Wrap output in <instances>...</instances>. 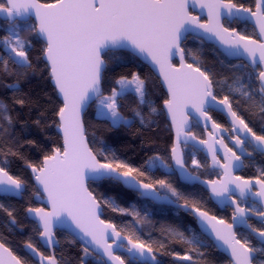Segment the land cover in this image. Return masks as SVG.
Listing matches in <instances>:
<instances>
[{
    "label": "snow or ice",
    "instance_id": "snow-or-ice-1",
    "mask_svg": "<svg viewBox=\"0 0 264 264\" xmlns=\"http://www.w3.org/2000/svg\"><path fill=\"white\" fill-rule=\"evenodd\" d=\"M197 5L201 10H207L208 24L201 23L198 16L189 13V6L195 8ZM262 7L264 0H258L255 12L243 5L238 6L232 0H55L50 4H39L35 0L0 2V14L11 22L7 34L0 37V68L5 74H10L11 62L21 72L29 69L35 71L29 58L31 41L21 38L22 32L34 33L45 45L42 55L48 75L57 94L63 99V107L55 113L60 121L58 127L63 132V149L56 148L53 154L44 157L39 166L28 164L39 187L37 198L40 199L41 194H46V200L53 209L52 212L43 208L27 209L30 217L40 227V235L46 245L59 243L54 239L52 224L62 225L66 220H71L83 233L79 239L85 240L88 237L85 243L94 245V250H99L97 255L102 253L107 257L106 264H125L121 256L113 254L109 239L114 243L120 241L116 244L119 249H125L123 241L127 240L129 246L126 251L131 264H160L151 246L121 237L114 224H105L100 219L101 204L89 191L86 181L97 186L107 182L123 185L140 197L164 201L196 215L203 230L210 232L216 240L227 246L226 250L230 253L233 264H264V230L253 228L249 224L250 215L253 213L264 223V180H257L255 183L260 188L253 191L251 180L241 183L239 176L232 178V169L242 167L243 161L232 148L223 144V136L218 143L226 149L228 163L221 167L224 168L228 181L220 190L212 187L211 192L214 197L219 198L220 203L234 207V223L248 228L249 234L258 239L259 246H250L247 239H237L232 225L218 227L224 224L223 220L209 216L206 211L190 205L187 201L181 204L183 195L166 180L155 181L161 189H166L162 195L153 183L138 179L146 176L148 172L164 168L170 172L180 170L185 181L197 180L198 177L188 173L184 159L175 146L171 149L175 166L168 164L159 155H153L144 161L141 167L145 171H142L141 167L121 160L115 150L103 141L98 142L95 151L89 147L82 117L85 108L90 103H95L97 119L109 122L113 128L131 126L132 121L119 110L123 107L120 101L129 95L136 96L140 104H147L152 112H156V108L151 106L152 102L146 99L149 96L147 85L138 73H132L131 78L122 75L115 79L116 87L110 89V94L106 95L103 91L104 72L109 64L123 59L122 56L110 54L127 50L133 56H142L158 66L170 94L164 104L176 127L178 143L188 122L185 109L190 106L205 121H212V127L216 129L221 128V125L212 120L209 112L215 110L223 113L232 125V132L235 134L232 139L239 146L242 155L251 156L247 151L248 146L264 154V135H257L245 119L233 110V101L228 95L218 99L213 92V80L208 72L194 67L192 63H185V50L180 46L181 41L192 36L200 43L213 39L218 41L224 46L226 56L246 55L253 66V72L247 75L246 80L243 76L236 77L228 88L231 93H239L246 102H255L259 97L260 111L264 112V43L252 41L234 29L230 32L222 22H247L251 17H256L260 33L264 35ZM32 18L37 23H31ZM226 34L231 38L226 39ZM5 53L7 58H4ZM176 55L180 56L179 67L171 63V58ZM6 86L14 95L21 91L19 80ZM16 103L23 105L25 101L17 99ZM133 118H139L144 123V116L139 111L134 110ZM0 120L9 127L13 125L8 106L3 101H0ZM35 123L39 125L40 120ZM5 131L4 124L0 123V133ZM240 134H243V139ZM188 138V134H185V140ZM209 148L214 162L218 163L215 161L217 149L212 145ZM3 151L4 146L0 145V153ZM227 153H231V157ZM192 163L199 166L195 159ZM0 165V194L22 197L26 182L9 174L6 161L0 159ZM209 183L214 185L216 182ZM237 192L241 197L259 199H251L250 204L242 207L236 199ZM257 203L262 205L259 210L254 207ZM104 204L113 211L128 214V210L116 204L114 198L104 199ZM0 209H4L12 217V212L5 209L2 203ZM135 215L139 216V213ZM10 224L16 225L14 217ZM169 231L177 242L191 245L192 251L205 246L204 241L194 231L191 237L178 229ZM25 247L30 254H34L37 264H45V261L47 264H56L53 256H43L30 242ZM0 251L8 257L6 261L0 256V264H24L2 242ZM84 254L89 255L87 247L84 248ZM199 255L203 256V253L200 252ZM174 258L181 264H191L193 261V255L189 253H174Z\"/></svg>",
    "mask_w": 264,
    "mask_h": 264
},
{
    "label": "trees",
    "instance_id": "trees-1",
    "mask_svg": "<svg viewBox=\"0 0 264 264\" xmlns=\"http://www.w3.org/2000/svg\"><path fill=\"white\" fill-rule=\"evenodd\" d=\"M41 1L47 4L55 2V0ZM232 2L243 5L245 8L253 9L255 7V0H232ZM31 23H34L33 20ZM225 24L229 29L238 30L241 35L257 38L255 29L247 23L226 22ZM7 26H11V23L0 19V37L7 34ZM21 38L31 41L29 58L33 62L35 71L29 69L26 72H21L15 69L11 62H9L10 74H5L0 68V101L8 106L9 114L13 120L11 127L0 120L6 129L4 133H0V145L4 146L3 153H0V159L6 161V170L11 175L26 182V190L21 199L0 196V203L4 205L5 209L12 212V217L16 220V225H11L12 217L8 216L7 211L0 209V242L14 255L21 258L24 264H37V261L27 253L25 245L30 242L45 256H48L49 252L39 244L40 230L28 217L27 209L38 207L34 202V195L38 189L26 166L29 163L39 166L45 156L53 154L56 148H63L62 139L56 131L59 122L58 116L55 114L62 107V102L51 84L48 68L43 60L44 43L30 32H22ZM182 48L185 50L186 60L189 63L208 72L213 80V87L218 99L228 95L233 101V109L237 111L238 115L245 119V122L257 135H264V112L260 111L259 97L255 102H246L239 93H231L228 88L236 77L243 76L246 80L247 75L252 73L253 69L243 61L227 59L215 46L206 42L200 43L192 36L183 42ZM110 55L122 56L123 59L109 64L104 72L102 82L104 93L110 94V89L116 87L115 79L120 76L126 75L131 78L132 73H138L147 85L149 96L146 99L152 102L151 106L156 108V112H152L149 105L140 104L136 96L129 95L120 101L123 107L119 110L124 117L132 121L131 126L113 128L109 122L97 119L94 103L84 117L90 147L95 151L98 142L103 141L115 150L121 160L135 167H141L144 161L153 155H159L168 164H171L173 134L163 109L164 101L168 99V96L161 86L160 80L146 64L131 53L117 51ZM4 58H7L6 53ZM176 63L174 61V64ZM17 80H19L21 91L14 95L6 85ZM17 99H24L25 103L20 105L16 103ZM134 110L141 112L144 116L143 124L139 118H133ZM211 114L217 123L222 126L226 125L224 116L215 112H211ZM37 120H40L39 125L35 123ZM193 131L199 137L202 135L198 125H194ZM185 159L188 169L203 179L210 180L217 174L216 171L210 169L203 154L194 149H189L186 152ZM193 159L198 162L199 166L192 163ZM141 170L145 171L143 167ZM242 175L245 178L264 175L263 156L259 155L255 161L249 162ZM138 179L145 183H153L161 194L166 189H161L159 184H155V181L164 179L183 195L184 199L180 201L181 204L187 201L190 205L203 209L209 214L228 219L227 214L220 212L210 201L203 188L197 185L182 184L174 171L170 172L168 169L161 168L148 172L146 176L138 177ZM89 189L103 207V219L114 224L119 232L131 240L151 246L160 264H181L175 260L174 253L193 255L191 264H230L228 258L199 232L192 214L156 205L140 198L137 193L126 189L123 185L105 182L97 186L89 183ZM109 197L114 198L116 204L121 208L127 209L128 214L113 211L110 206L105 205L104 199ZM137 212L139 216L135 215ZM169 229H178L189 237L194 231L204 241L205 246L192 251L191 245L177 242ZM55 236L60 245L55 251L59 264H106L91 251L86 256L84 254L85 247L70 234L57 231ZM239 238L244 240L243 237L239 236ZM246 239L250 242V246H259L251 236ZM161 245L163 246L161 247ZM200 252L203 253V256L199 255ZM184 264H189V262H184Z\"/></svg>",
    "mask_w": 264,
    "mask_h": 264
},
{
    "label": "water",
    "instance_id": "water-1",
    "mask_svg": "<svg viewBox=\"0 0 264 264\" xmlns=\"http://www.w3.org/2000/svg\"><path fill=\"white\" fill-rule=\"evenodd\" d=\"M35 2H37V3H39V4H47V3H43L41 0H35ZM257 2H258V0H255V7H254V9H252L253 12L256 11V4H257ZM53 3H54V2H53ZM49 4H50V3H49ZM188 11H189V13H190L191 15H193V16H198L199 19H200V22H201V23L208 24L209 20H208V17H207V15H206V13H207V10H206V9L201 10V8L199 7V5H197L195 8H193L192 6H189ZM261 11H264V7H262ZM245 15H249V14L245 13ZM0 19H1L2 21H8L9 23H11L9 20H7V19L5 18V16H4L3 14H0ZM31 20H33L34 23H37V21L35 20V18H32ZM222 22L224 23L225 21H222ZM241 23H247V24H249L250 26H252V27L255 29L256 34H257V39H256V38H249L250 40H252V41H256L257 43H264V35H262V34L260 33L259 24L256 22V17H251L247 22H241ZM224 26H225V25H224ZM225 27H226V26H225ZM229 30H230V32H231V29H229ZM235 32L239 33L238 30H235ZM225 38H226V39H230L231 37L228 36V35L226 34V35H225ZM185 41H186V40L181 41V45H180L181 47H182L183 42H185ZM204 42H206L207 44H211V45L215 46V47L218 49V51L221 52V54H223L227 59L232 60V61H243V62H245V63H246L251 69H253V66L251 65V63H250V61H249V59H248V57H247L246 55L243 56V57L226 56V55H225V52H224V46L221 45L218 41H216V40L213 39V40H206V41H204ZM119 51H126V52H128L127 50H119ZM257 55H259V53H258ZM136 57H137L139 60H141L144 64H146V65L152 70V72L155 74V76L160 80V84H161V86L163 87L164 91L167 93V96H168V99H169V98H170V94H169L168 89H167V86H166V84H165V82H164V80H163V76H162V74L158 71V66L152 64L149 60H145L142 56H136ZM43 60H44V59H43ZM174 61H176L177 63L174 64ZM184 61H185V63H189V62L186 60V55H184ZM44 62H45V60H44ZM45 63H46V62H45ZM171 63H172L175 67H179V65H180V56H179V55L173 56V57L171 58ZM193 66H194V65H193ZM194 67H195V66H194ZM51 84H52V82H51ZM52 86H53V84H52ZM53 87H54V86H53ZM213 92H214V94H215L214 87H213ZM58 97H59V99L61 100V102H62V107H63V99H62V97H60L59 95H58ZM93 104H94V103H90L89 106H87V107L85 108L84 112L82 113L83 120H84V117H85L86 112L88 111V109H89V108L91 107V105H93ZM163 109H164V113H165L166 119H167V121H168V123H169V125H170L171 131H172V134H173V147L175 146V147L177 148V152H178L179 154L182 155V157H183V159H184V162H185V166H186V159H185V156H184V153H183V149H182V147H183V146H191V147L195 148L196 150H198L199 152H201V153L205 156V158L207 159V161H208L209 166H210L211 169L221 170L222 173H223L221 179H219V180H214L216 183H215L214 185H212V184L209 183L210 180H204V179H202L201 177L192 174L191 171H190V170L188 169V167L186 166L188 173H190V174H191L192 176H194V177H198V179L195 180V181H192V182L185 181V180H183L182 177H181V171H180V170H176V171H174V172L177 174V176H178V178H179V181H180L182 184H185V185H188V186L198 185V186L202 187L203 189H205V190L209 193V195H210L212 201H213L216 205H218V206H220V207H222V208H224V207H226V206H230V207H232V208L234 209V207L231 206L230 204H222V203H220V202H219V198L214 197V196L212 195V192H211L212 187H216L217 190H220L221 187H222V186L228 181V177H226V176L224 175V171H225V170H224L223 167H221V165H224V164L228 163V159H226V157H225L226 149H224L223 147H221L220 144L218 143V141L220 140L221 135H227V131H225V129H223L222 127L219 128V129L213 128V127H212V121H205L203 117L199 116L198 113H195V112L191 109V107L189 106L188 108L185 109V113H186L187 116H188L187 126H185V127L183 128V132L181 133L180 141H179V143H178V142H177L176 127H175V125H174L173 122H172L171 115H170V113H168L165 104H163ZM233 110H234V109H233ZM212 112H215V113H218V114L224 116V118L226 119L227 123L230 125V127H231V132H232V125H231L229 119H228L223 113H221V112H219V111H215V110H213ZM209 115H211L210 112H209ZM211 117H212V116H211ZM178 119H179V117H178ZM212 120H214V119L212 118ZM193 121H195V122H196V123L202 128V129H204V130L206 131V133H207V137H206V140H204V141H207V143H201V141H203V140H200V139L196 138V137L191 133L192 125H193ZM214 121H215V120H214ZM58 122L60 123L59 118H58ZM58 125H59V124H58ZM206 125H207V126H206ZM56 131H57V133L60 135V137H61V139H62V146H63V132H62V130H61L58 126H57V128H56ZM185 134H188V137H189V138H188L187 140H185ZM232 134L235 135L233 132H232ZM240 135H241V139H243V134H240ZM85 136H86L87 141H88V137H87V133H86V127H85ZM192 137H194V139H193ZM88 143H89V141H88ZM223 144H225L224 141H223ZM209 145H212V146H214V147L217 149V151H216V153H215V161H218V163H215V162H214L213 153H212V151L210 150ZM231 145L237 150L236 154L241 156V160H242V161H243L245 158H251V156H245V155H242V154H241V152H240V150H239V146L235 145V141H234V139L231 140ZM89 147H90V144H89ZM173 147H172V148H173ZM62 149H63V148H62ZM62 149H61V150H62ZM259 153H260V152H259ZM261 154H262V153H261ZM172 155H173V154H172V152H171V153H170V156H171V164H172L173 166H175V162H174V160H173V158H172ZM263 155H264V154H263ZM227 156H228V157H231V153H227ZM243 168H244V163H243V166L240 167V168H233V169H232V172H231V176H232V178H235V177L239 176L238 173H240L241 170H242ZM26 169L29 170V172H30V174H31V176H32V180H33V182H34V185L37 187V189H38V191H39V187H38L37 183H36V182L34 181V179H33V173L31 172V169H30L28 166H26ZM9 174H10V173H9ZM239 177L241 178V181H240L241 183H243L244 180H250V179H244V178H242L241 176H239ZM251 181L253 182V188H256L257 191H258L259 188H260V185L257 184V183H255L257 180H251ZM89 183H90V182H87V181H86V184H87V186H88V189H89ZM123 187H124V186H123ZM229 187H231V185H229ZM126 189H127V188H126ZM128 190H129V189H128ZM156 190H157V189H156ZM89 191H91V190L89 189ZM157 191H158V190H157ZM253 191H254V190H253ZM24 192H25V191H24ZM24 192H23V193H24ZM158 192H159V191H158ZM135 193H136V192H135ZM137 194H138V193H137ZM93 195H94V194H93ZM138 195H139V194H138ZM162 195H163V194H162ZM0 196L8 197V198H14V199H21L20 196H5V195H3V194H0ZM94 196H95V195H94ZM236 197H238L239 199H247V197H241V196L239 195L238 192L236 193ZM140 198L145 199V200H148V201H151L152 203H154V204H156V205H159V206H165V207H173V208H177L175 205L168 204V203H166V202H164V201L153 200V199H151V198H144V197H140ZM251 199H257V200H258L259 198H251ZM34 201H35L37 204L41 205L39 208H43V209H45V211H47V212H52V211H53L51 204L46 200V194H41V198H40V199L37 198V194H36L35 197H34ZM258 204H259V203H258ZM259 205H260V204H259ZM261 206H262V205H261ZM101 208H102V212L100 213V219L103 220V221H105V220L103 219V214H104V213H103V207H102V205H101ZM177 209H178V208H177ZM181 210H183V209H181ZM183 211L186 212V213H188V211H185V210H183ZM190 213H191V212H190ZM191 214H192V213H191ZM192 215H193V217L196 219L198 230H199V231H200V232H201L206 238H208V239L212 242V244L215 246V248H216L220 253L224 254V255L230 260L231 264H233L232 257L230 256V253L226 250L227 246H226V245H223L221 241L216 240L215 237H214L210 232H205V231L203 230V228L201 227V225H200V223H199V221H198V219H197V216L194 215V214H192ZM208 215H209V214H208ZM209 216H211V215H209ZM250 216H251V217H254L252 214H251ZM28 217H29V219H30L32 222H34V223L37 225V223H36V222L30 217V214H29V213H28ZM62 218H64V217L62 216ZM65 219H66V218H65ZM217 219H218V218H217ZM258 219H260V218H258ZM218 220H220V219H218ZM105 224H112V223H110V222H106V221H105ZM228 225H232V231H233L235 234H236V229H237V228L243 227V226H240L239 224L234 223V221H233V223H231V224H230V223H227V222L224 221V224H223V225H218V227H220V228H226ZM37 227H38V229H39L40 232H41L40 227H39L38 225H37ZM243 228H245L246 230L249 231L248 228H246V227H243ZM116 230H117V228H116ZM57 231H63V232H66V233L70 234V235H71L73 238H75V239H76V240H77V241H78L83 247H87L89 251H91V252H92L93 254H95L96 256L100 257L105 263L107 262V257L103 256L102 253H101L100 255H97V251H99V250H94V245H89V244H86V243H85V240L89 239L88 237H85V240H81V239H79V236H82L83 233L80 231L79 228L76 227V224H75L74 222H72L71 220H66V222H65L64 224H62V225L59 224V223H53V224H52V232H53V234H54V239H55V240H58V239L56 238V236H55V234H56ZM109 231H111V229H109ZM117 231H118V230H117ZM120 233H121V232H120ZM121 237H126V236H124V235L121 233ZM253 237L258 241V239H257L255 236H253ZM236 238L238 239L237 234H236ZM38 239H39V242H40V244L42 245V247H43L45 250H47V251L49 252V256H53V257L55 258V260H56V264H59V262H58V260H57V258H56V256H55V251H56V249H58L59 246H60L59 243H57V244H52V245H46V244L44 243V241H43L41 235H39ZM129 239H130V238H129ZM132 241H133V240H132ZM133 242L135 243V241H133ZM108 243H109V244H112V249H113V254H114V255H119V253H122V254H125L126 256L129 257V254H128L127 251H126V248L129 246L127 240H124V241H123V243H124V245H125V249H119V248L116 247V244H117V243H120V241H116V242L114 243L112 239H109ZM5 247H6V246H5ZM6 248H7V247H6ZM8 249H9V248H8ZM12 253H13V252H12ZM27 253L30 254L28 249H27ZM153 254H154V251H153ZM30 255L32 256V258H33L35 261H37L36 258H35V256H34V254H30ZM0 256H3V258H4L6 261L8 260V257H7L5 254H3L2 251H0ZM43 256H45V255H43ZM45 257H47V256H45ZM156 259L159 261V259H158L157 257H156ZM45 264H47L46 261H45ZM112 264H118V262H112ZM125 264H126V262H125Z\"/></svg>",
    "mask_w": 264,
    "mask_h": 264
},
{
    "label": "flooded vegetation",
    "instance_id": "flooded-vegetation-1",
    "mask_svg": "<svg viewBox=\"0 0 264 264\" xmlns=\"http://www.w3.org/2000/svg\"><path fill=\"white\" fill-rule=\"evenodd\" d=\"M239 6V5H238ZM254 9V8H253ZM227 21H225L224 22V25L226 26V23ZM227 27V26H226ZM228 28V27H227ZM232 30V29H231ZM257 39V38H256ZM211 112L212 111H210V114H211ZM211 116H212V114H211ZM213 118V117H212ZM216 122V121H215ZM217 123V122H216ZM194 125H198L195 121H193V125H192V130H191V133L196 137V138H198V139H200V140H206V137H207V133H206V131L204 130V129H202L199 125H198V127L200 128V130H201V132H202V135L199 137V136H197L196 134H195V132L193 131V128H194ZM221 127L223 128V129H225L226 131H227V135H221V136H223V141H224V143L229 147V148H232V150L234 151V152H237V150L231 145V140H233L232 139V137L234 136L233 134H232V132H231V127H230V125L227 123V121H226V125L224 126H222L221 125ZM182 149H183V153H184V156H185V154H186V152L189 150V149H194V150H196L195 148H193V147H191V146H183L182 147ZM197 152H199L198 150H196ZM247 151L249 152V153H251V158H245L244 160H243V163H244V168L241 170V172L240 173H238V175L239 176H241L242 178H244V179H250V180H264V175H262V176H260V177H255V178H245V177H243V175H242V172L246 169V167H247V164L249 163V162H251V161H255L257 158H258V156L260 155V156H263V161H264V155L263 154H261V153H259V152H257V151H254V149L251 147V146H248L247 147ZM201 153V152H200ZM202 154V153H201ZM204 156V155H203ZM205 157V156H204ZM207 160V159H206ZM209 164V163H208ZM172 165V164H171ZM210 167V166H209ZM211 169V168H210ZM212 171H216L217 172V174L215 175V176H213L212 177V179H210V181H214V180H219V179H221V177H222V175H223V173H222V171L221 170H217V169H211ZM192 173V172H191ZM192 174H194V175H197V174H195V173H192ZM31 175V174H30ZM197 176H199V175H197ZM32 177V176H31ZM200 177V176H199ZM203 179V178H202ZM204 180H207V179H204ZM34 183V182H33ZM195 186V185H194ZM198 186V185H197ZM202 188V187H201ZM205 190V189H204ZM253 190L254 191H257V189L256 188H253ZM205 192H207L206 190H205ZM37 194V193H36ZM35 194V195H36ZM35 195H34V197H35ZM207 195H208V198L210 199V201L218 208V210L220 211V212H225L226 214H227V216H228V219H223V218H219L218 216H215V217H217L218 219H220V220H223V221H225V222H227V223H233V219H232V217H233V214H234V209L232 208V207H230V206H226V207H224V208H222V207H220V206H218V205H216L213 201H212V199H211V197H210V195H209V193L207 192ZM3 197V196H2ZM236 199L238 200V202L241 204V206L242 207H245L247 204H250L251 203V198H248L247 197V199H239L238 197H236ZM35 202V201H34ZM36 203V202H35ZM37 204V203H36ZM38 205V207H36V208H39L41 205H39V204H37ZM165 207V206H164ZM254 207L256 208V209H260L262 206L261 205H259L258 203L257 204H255L254 205ZM168 208H173V207H168ZM174 209H177V208H174ZM178 210H181V209H178ZM202 211H205V210H203V209H201ZM181 211H183V210H181ZM184 212V211H183ZM207 212V211H206ZM184 213H186V212H184ZM188 213H190V212H188ZM208 213V212H207ZM191 214V213H190ZM209 214V213H208ZM209 215H211V216H214V215H212V214H209ZM254 217H251L250 216V219H249V224L253 227V228H256V229H262V230H264V223H262L261 222V220L260 219H258L259 217L257 216V215H255L254 213L252 214ZM193 216V215H192ZM194 218V217H193ZM194 220L196 221V219L194 218ZM196 226H197V222H196ZM200 232V231H199ZM201 233V232H200ZM202 234V233H201ZM236 234H237V237H238V239H240L239 238V236L240 237H243L244 239H246V238H248L249 236H251L252 238H254L253 237V235H250L249 234V231L248 230H246L245 228H243V227H240V228H237L236 229ZM203 235V234H202ZM204 236V235H203ZM205 237V236H204ZM206 238V237H205ZM208 239V238H207ZM255 239V238H254ZM39 240V239H38ZM209 240V239H208ZM241 240V239H240ZM256 240V239H255ZM210 241V240H209ZM257 241V240H256ZM211 242V241H210ZM212 243V242H211ZM257 243H258V241H257ZM39 244H40V242H39ZM41 245V244H40ZM214 246V245H213ZM41 247H42V245H41ZM215 247V246H214ZM43 248V247H42ZM44 249V248H43ZM45 250V249H44ZM26 251H27V249H26ZM45 251H47V250H45ZM41 253V252H40ZM155 254V253H154ZM49 256V255H48ZM119 256H121V258L122 259H124V261L126 262V264H131V262H130V260H129V257L128 256H126L125 254H122V253H119ZM229 260V259H228ZM229 262H230V260H229ZM230 264H231V262H230Z\"/></svg>",
    "mask_w": 264,
    "mask_h": 264
},
{
    "label": "rangeland",
    "instance_id": "rangeland-1",
    "mask_svg": "<svg viewBox=\"0 0 264 264\" xmlns=\"http://www.w3.org/2000/svg\"><path fill=\"white\" fill-rule=\"evenodd\" d=\"M11 26H7L6 30L8 31V29L10 28ZM95 110H96V104H95ZM130 120V119H129ZM167 170V169H166Z\"/></svg>",
    "mask_w": 264,
    "mask_h": 264
}]
</instances>
